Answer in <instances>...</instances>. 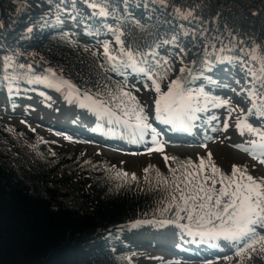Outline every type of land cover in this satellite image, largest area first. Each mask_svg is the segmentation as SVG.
Returning a JSON list of instances; mask_svg holds the SVG:
<instances>
[{
    "label": "trees",
    "instance_id": "trees-1",
    "mask_svg": "<svg viewBox=\"0 0 264 264\" xmlns=\"http://www.w3.org/2000/svg\"><path fill=\"white\" fill-rule=\"evenodd\" d=\"M90 2L100 3L109 15H98L99 9L90 7ZM90 2L0 0V264H139L141 247L162 248L155 235L171 232L178 235V245L171 246L173 253L209 257L231 246L227 251L238 257L234 264H264V252L253 254L250 261L238 245L199 235L203 228L180 219L186 217L185 212L177 216L176 204L182 201L171 199L173 173L183 180L180 164L191 161L195 166L204 159L202 175L210 176L209 154L194 157L172 152L169 158L176 159H168L165 167L151 164L139 176L107 157L98 159L85 151L62 148L41 131L20 127L1 112L3 105L14 112L22 100L47 90L46 83L32 81L53 79L51 69L79 90L65 87L75 103L70 99L67 108L84 112L100 126L117 130L126 125L91 107H81L82 102L89 103L84 94L96 97L121 86L143 106L152 128L165 126L171 133L170 128L178 127L180 121L166 126L163 118H156L157 112L150 114L138 91L141 82L153 80L131 69L123 75L110 70L104 44L109 45L110 54H117L120 45L109 30L117 29L124 33L126 44L131 41L142 53L156 52L161 62L168 60L170 67L154 68L160 75L167 72L159 81L162 93L173 80L187 81L199 103L182 122L186 129L195 127L202 139L207 138L220 130L222 119L219 107L213 106L215 101L206 100L205 95L229 101L220 91L225 79L218 76L221 68L241 71L248 82L246 89L257 83L246 73L256 63L251 55L264 53V0ZM78 20L83 28L75 27ZM92 33L99 39L91 37ZM239 112L246 111L240 107ZM241 117L234 120V126ZM254 118L249 117V123L264 129V120ZM243 135L256 139L247 132ZM211 163L231 175L233 167L226 171L212 155ZM235 165L261 178L250 166ZM121 172L129 176L118 177ZM164 180L169 182L167 187ZM146 232L152 237H142Z\"/></svg>",
    "mask_w": 264,
    "mask_h": 264
},
{
    "label": "snow or ice",
    "instance_id": "snow-or-ice-1",
    "mask_svg": "<svg viewBox=\"0 0 264 264\" xmlns=\"http://www.w3.org/2000/svg\"><path fill=\"white\" fill-rule=\"evenodd\" d=\"M90 7L94 10L99 9L97 14L100 16L109 15L106 8L98 2H90ZM109 30L115 35L116 42L120 45L117 54H110L109 45L104 44L105 56L109 62L110 70L123 75L126 70L131 69L132 72L153 80L155 91L161 93L155 101L157 119L163 118L164 122L173 123L182 122L188 117L193 105L199 103V100L193 95L187 81L182 82L181 78L173 80L167 92H161L159 81L167 77V72L165 71L164 75H160L159 72H154V68L170 67L168 60L163 59L161 62L159 53L156 52L142 53L139 48L132 45L131 41L126 44L125 39H122L124 35L122 31ZM148 56L153 58L151 62L146 58ZM250 59L256 63L248 69L246 75L257 83L246 89L251 107L247 113L238 119L236 126L241 135L247 132L256 137L244 151L264 164V129L249 123L251 116L264 120V53L257 56L254 52ZM19 67L23 69L24 65H19ZM100 67L103 68L104 66L101 65ZM28 68L31 69V65ZM184 71L185 69L182 68V76ZM49 73L53 79L37 77L32 82L46 83L49 87H55L57 90L67 87L73 92L79 91L69 81L57 78L51 69H49ZM189 76H191L190 70ZM200 94L205 95L203 89H200ZM100 95L107 96V99H99ZM205 98L209 101H215L213 106L225 107L229 105V101L225 99L208 98L206 95ZM84 99L89 103L85 105L82 102L81 107H91L94 111L114 117L126 126L134 127L142 136L148 129H151L153 133L155 132V129L147 122L148 117L144 114L143 106L139 104L135 96L129 91H125L121 86L115 90L97 93L96 97L84 94ZM231 111L235 110L232 109ZM117 112L123 115L120 116ZM133 120L135 125L131 123ZM157 150L162 151V149ZM168 159L176 158L165 157V160ZM180 167L184 179L179 180L174 172V179L171 182L172 192L170 193L172 200L182 201V203L176 204L177 216L180 212H185L186 217H180V219L186 218L190 222L194 221L198 228H203L204 231L200 232L199 235L211 239L223 238L238 245L239 252L247 254L250 261L253 254L264 252V178L257 179L249 174L246 167L241 168L237 165H233L230 176L224 174L214 163H211V154H209L208 164L212 173L210 176L202 175L206 167L204 159H201L198 165L194 166L191 161H188L186 164L181 163ZM190 167H196L198 170L196 172L189 171L188 168ZM145 171L147 172L148 169ZM117 175L123 178L129 176L126 172ZM131 178L136 179L134 173L131 174ZM163 182L167 187L169 182L167 180ZM218 184L220 185L219 188H217Z\"/></svg>",
    "mask_w": 264,
    "mask_h": 264
},
{
    "label": "rangeland",
    "instance_id": "rangeland-1",
    "mask_svg": "<svg viewBox=\"0 0 264 264\" xmlns=\"http://www.w3.org/2000/svg\"><path fill=\"white\" fill-rule=\"evenodd\" d=\"M75 27H82L79 20L75 21ZM91 37L99 39V35L96 33H92ZM164 51L168 52V50ZM232 70L224 71L221 68V73L218 75L220 78L225 77L220 91L225 93L229 99V105L217 109L222 119L220 130L203 139L195 127L188 130L181 121L177 128L173 127L174 131L171 133L166 132L163 128L165 126L157 128L154 133L148 129L143 136L134 127L129 126L122 129L117 127V130L107 129L85 115L84 112L67 108L69 106L67 101L70 102L72 98L65 87L57 90L47 84H45L47 90L37 92L33 98L22 100L20 109L12 112L9 106L3 105L1 112L7 119L20 127L30 131H41L55 140L57 145L62 148L78 152L85 151L88 155H93L98 159L107 157L116 164H124L128 170L139 176L151 164L165 167L168 161L165 160V157H169L172 152H178L194 157L211 154L226 171L232 169L235 164H245L256 171L261 178H264V164L244 151L252 140L241 135L237 126L233 125L239 115L243 116L248 111L251 102L245 88L248 84L246 76L241 71ZM138 91L147 104L148 111L154 115L156 112L155 101L160 94L154 91L153 82H141ZM72 102L74 103L73 99ZM240 107L246 112H239ZM23 108L28 111H23ZM232 109L235 111H231ZM230 112L231 115H229ZM103 115L108 116L104 113ZM254 120L257 119L254 118ZM157 149H162V151ZM144 236L150 238L152 234L146 232L142 234V237ZM177 236L174 232L169 235H155L158 242L162 243L159 244L162 248L141 247L143 251L138 257L139 264H234L238 261L237 255H230L231 246L224 247L230 250L229 252L226 250L209 257L203 256V254L199 257H189L181 255L177 251L173 253L172 247L178 245ZM164 246L170 247L165 248Z\"/></svg>",
    "mask_w": 264,
    "mask_h": 264
}]
</instances>
